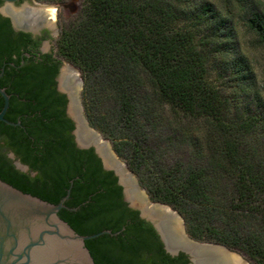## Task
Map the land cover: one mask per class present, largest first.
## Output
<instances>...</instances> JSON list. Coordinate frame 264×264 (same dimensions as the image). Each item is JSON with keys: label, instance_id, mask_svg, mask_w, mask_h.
<instances>
[{"label": "trees", "instance_id": "1", "mask_svg": "<svg viewBox=\"0 0 264 264\" xmlns=\"http://www.w3.org/2000/svg\"><path fill=\"white\" fill-rule=\"evenodd\" d=\"M217 1L84 0L57 40L56 59L24 58V66L29 36L14 33L0 16V69L6 64L0 85L11 96L5 118L22 125L0 122V179L52 204L73 180L69 210L59 212L64 221L83 236L124 228L117 236L86 242L95 264H188V259L165 251L152 225L124 202L117 178L103 169L94 149L76 147L66 97L56 89L64 62L82 73L91 127L111 142L151 200L177 211L192 239L264 264V157L255 146L264 140V101L253 89L255 74L229 17L236 9L245 11L255 46L264 51V12L254 0ZM209 59L223 63L217 77L228 79L233 89L239 107L233 119L231 102L220 101L208 83ZM3 103L0 95V111ZM161 107L209 120L207 138L214 142L203 149L183 128L170 142L197 148L190 157L167 158L156 141L164 131ZM7 152L29 172L17 170ZM223 183L232 188L227 200L218 190ZM249 219L260 223L251 226Z\"/></svg>", "mask_w": 264, "mask_h": 264}, {"label": "water", "instance_id": "2", "mask_svg": "<svg viewBox=\"0 0 264 264\" xmlns=\"http://www.w3.org/2000/svg\"><path fill=\"white\" fill-rule=\"evenodd\" d=\"M0 1L4 3L0 13L11 20L14 29L28 30L25 28L31 17L25 12L29 1L20 8L15 6L19 0ZM44 5L55 16L53 8L56 4ZM5 67L6 64L0 69V81ZM57 82L58 92L67 99L66 115L74 124L72 135L76 147L94 149L103 169L113 172L117 178L124 202L130 209L139 212L142 220L152 225L168 254L173 257L184 254L188 264H249L225 246L192 239L177 211L168 205L153 202L149 194L141 189L137 176L120 161L111 142L91 127L86 119L81 103L83 82L75 67L64 62ZM0 95L4 101L0 122L12 127L22 126L20 120L11 122L5 118L11 96L1 85ZM7 157L16 169L29 172V167L13 152H7ZM73 183V180L70 181V187L60 202L52 204L0 179V264H95L86 242L104 235L117 236L124 228L119 232L104 230L87 236L78 234L59 216L61 210H69L65 203L69 200Z\"/></svg>", "mask_w": 264, "mask_h": 264}, {"label": "rangeland", "instance_id": "3", "mask_svg": "<svg viewBox=\"0 0 264 264\" xmlns=\"http://www.w3.org/2000/svg\"><path fill=\"white\" fill-rule=\"evenodd\" d=\"M35 1L40 4H56L57 8H59L58 18H59V23L62 29L66 28L67 26L70 25V23L76 20V18L78 17V15L80 14L84 6V0H62L59 3L48 2L46 0H35ZM209 1L214 4H218L217 0H209ZM254 1L257 7L260 8L264 12V0H254ZM245 16H246V12L240 11L239 9L234 10L229 15L230 19L235 25L236 36H237L236 38L239 41V44L245 55L246 60L252 66V69L255 74L256 84L253 89L256 90V92L260 93L264 101V51L255 46V38L252 32L246 26ZM219 62L221 61L219 60ZM219 62H215L213 59H211L206 66L208 72L205 73V75L208 78V83L219 94L220 101L228 100V103L231 102L229 104L230 106H233V108H231L230 118L233 119L235 116H239V111H238L239 107L236 108V103H233L232 99L234 98L235 95L233 94V89L230 87V82L228 81V79L226 78L222 79V78L217 77L218 72L222 69V66H223V63L222 62L219 63ZM75 68L80 73L81 78H82L81 71L77 67ZM82 82H84L83 78H82ZM83 87H84V83H83ZM83 87H82V93H81V103H82V107H83L84 114L86 117V113H85V109L83 105ZM160 113L163 114L164 116L163 128H161V130H164V131H162L163 134H161L156 139V141L160 145L161 149L165 151L167 158L177 159V158L190 157V154L193 153V150L197 148V145H193V144L181 145L179 143L173 144L170 142L171 141L170 139L174 137V135H176L177 137H180L182 133L180 131L183 128H187L186 130L192 136L194 135L195 141L193 143L204 145L203 149H205L207 143L210 144V142H214L215 138L213 137L207 138V135L211 133V129H212L210 126L211 124L209 120H206L203 117H198V118L188 117L187 118L183 115L172 114L167 107L166 108L161 107ZM171 123H172V126H171ZM209 136H211V134ZM259 140H261V138ZM258 141H257V145L255 144V146H258L260 156L264 157V140L259 141V142ZM204 153H206V151ZM119 159L120 161L127 164L120 157ZM138 183L140 184L139 179H138ZM223 184H224L223 186H220L222 188L218 187L219 188L218 190L220 192L219 193L220 197L225 198L227 200L229 197H231L232 188H231V184L229 183H228L229 185L225 183ZM140 187L141 189H144L141 186V184H140ZM249 222L250 224H252L251 226H255V227L258 226L260 223L253 219H249ZM231 251L238 254L247 263L254 264L243 253L239 251H233V250Z\"/></svg>", "mask_w": 264, "mask_h": 264}, {"label": "flooded vegetation", "instance_id": "4", "mask_svg": "<svg viewBox=\"0 0 264 264\" xmlns=\"http://www.w3.org/2000/svg\"><path fill=\"white\" fill-rule=\"evenodd\" d=\"M26 1H29V3L32 5V6H30V4H29L28 6H26V12H25V13H29L30 17H31L30 23L25 28L28 30H15L11 20L9 18L3 16L0 13V16L2 18L9 20L10 26H11L12 30L14 31V33H16V34L23 33V34H26L29 36V41H28V44L26 46V49L28 50V52H25L22 55L21 66H24L26 64L25 61L23 60L24 58L34 59L35 63L43 62L44 57H50V56H51L52 60H54V59H56V55H55L56 43H57V40L59 39V37L62 33V30H63L60 26L59 18H58L59 8H57V6L54 5L55 6L53 8V10L55 12V16H54L51 14V12H50L51 9H49V7H47V5L36 3V1H34V0H19L15 3V6L17 8H20V7H22V5L25 4ZM3 5H4V3L2 2L0 4V8ZM26 55H28V56H26ZM63 64L64 63H62L60 65L58 74L55 77L56 89L58 86L57 79L60 75V71H61Z\"/></svg>", "mask_w": 264, "mask_h": 264}]
</instances>
